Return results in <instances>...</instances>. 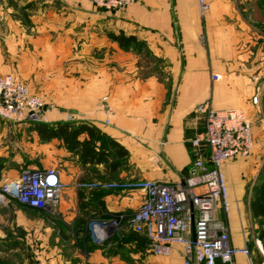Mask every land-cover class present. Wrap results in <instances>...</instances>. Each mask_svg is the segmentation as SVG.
<instances>
[{
    "label": "crops",
    "instance_id": "1",
    "mask_svg": "<svg viewBox=\"0 0 264 264\" xmlns=\"http://www.w3.org/2000/svg\"><path fill=\"white\" fill-rule=\"evenodd\" d=\"M206 1L210 8L202 13L198 0H140L116 10L99 8L93 0H1L0 75H16L51 104V124H94L105 142L115 141L123 153L106 154L95 164L78 160L81 170L75 177L89 178L86 169L93 166L101 177L182 181L196 157L191 140L206 129L198 106L247 111L251 94L259 97L254 91L264 34L242 7L253 0ZM216 73L222 78L213 80ZM248 161L238 157L227 172ZM61 176L68 183L65 169ZM101 192L98 199L92 197L98 203L95 213H130L143 199L139 191ZM230 192V212L219 209L217 215L229 225L231 243L261 242L252 207L242 209L247 189L230 187ZM16 202L19 213L38 210ZM2 222L0 255L21 259V242L6 236ZM123 223L103 244L88 236L86 252L74 235L67 237L50 264L184 263L182 246L170 256L155 255L145 236ZM251 252V262L239 254L234 264H264L260 248Z\"/></svg>",
    "mask_w": 264,
    "mask_h": 264
},
{
    "label": "built area",
    "instance_id": "2",
    "mask_svg": "<svg viewBox=\"0 0 264 264\" xmlns=\"http://www.w3.org/2000/svg\"><path fill=\"white\" fill-rule=\"evenodd\" d=\"M140 0H93L99 8L121 9ZM202 13L210 4L198 0ZM222 75L213 74V80ZM259 97H253L257 103ZM108 96L103 97L107 101ZM51 108L42 96L12 74L0 75V118L18 123H48ZM110 109L106 110L107 113ZM206 118L205 132L191 140L196 151L189 175L182 181L150 179L122 181H81V189L139 191L143 199L130 213H116L114 219L94 218L87 225L88 236L103 244L128 221L133 230L146 238L147 249L159 256H170L177 246L184 249L183 264H234L243 254L251 262V249L231 243L229 225L218 217L232 207L227 165L238 157L249 156L255 148L254 126L243 108L214 109L198 106ZM109 123V119L106 120ZM67 183L55 167L28 168L0 182V204L15 199L29 207L53 211L59 208ZM119 217V218H117ZM260 245V241L257 240ZM260 247V246H259Z\"/></svg>",
    "mask_w": 264,
    "mask_h": 264
},
{
    "label": "rangeland",
    "instance_id": "3",
    "mask_svg": "<svg viewBox=\"0 0 264 264\" xmlns=\"http://www.w3.org/2000/svg\"><path fill=\"white\" fill-rule=\"evenodd\" d=\"M12 3L17 7L16 1ZM242 7L243 9L247 8V12L252 16V22L264 34V0H253L250 3L242 4ZM261 41L259 48L261 46L262 48L259 50V65L254 91L255 94L259 93V99L257 103H254L252 93L250 99L253 104L250 103L247 109L254 126L255 148L249 156L241 157V159H249L244 167H232L227 172L229 186L232 190L236 192L242 187L247 189V193L243 196L245 202L242 201L244 213L246 209L251 208L257 188L264 180V39ZM51 123L54 122H49V124ZM35 126L34 123H18L0 118V182L28 168L55 167L60 170L65 169L67 187L61 205L53 211L27 209L24 213H19L16 210L18 204L15 199H11L7 208H0V214L3 216L0 219L3 221L6 236L14 237L21 242L19 245L22 251L20 255L24 254L22 258L26 260L24 263L22 258L18 259L16 255H7L6 253L0 255V264H50V258L54 256L55 251L59 252L60 248L65 246L66 238L71 235H74L76 242L81 245L80 249L88 251L87 225L90 220L96 217L114 219L116 216L110 213H95L98 203L94 202L92 197L102 193L101 190L81 189L77 183L81 181L118 182L144 179L101 177L97 174V168L93 166L86 169L90 174L89 178L75 177V172L81 170L78 166L79 154L68 149L60 138L46 140ZM106 140L108 139L106 138ZM239 198L242 199V196L239 195ZM251 214L253 223L258 226L256 238L260 237L261 242L260 247L255 242H248L247 246L251 249L258 247L264 254V217L255 216L252 211ZM81 220H83V224L80 227ZM123 222L116 232L123 228ZM127 225V228H131L130 224L127 223ZM55 245L58 246L57 250H55Z\"/></svg>",
    "mask_w": 264,
    "mask_h": 264
},
{
    "label": "trees",
    "instance_id": "4",
    "mask_svg": "<svg viewBox=\"0 0 264 264\" xmlns=\"http://www.w3.org/2000/svg\"><path fill=\"white\" fill-rule=\"evenodd\" d=\"M35 128L46 140L60 138L68 149L79 154V160L83 164L89 162L95 164L103 161L106 154L111 156L123 155L120 153L121 149L118 143L113 140L105 142L101 130L96 125L86 121H59L56 124L39 123L36 124ZM84 134L88 136H83ZM106 145L113 146L112 150L107 149L108 146ZM99 196L100 194H97L95 199H98ZM251 204L255 216H264V180L259 184Z\"/></svg>",
    "mask_w": 264,
    "mask_h": 264
},
{
    "label": "bare ground",
    "instance_id": "5",
    "mask_svg": "<svg viewBox=\"0 0 264 264\" xmlns=\"http://www.w3.org/2000/svg\"><path fill=\"white\" fill-rule=\"evenodd\" d=\"M260 246V245H259Z\"/></svg>",
    "mask_w": 264,
    "mask_h": 264
}]
</instances>
